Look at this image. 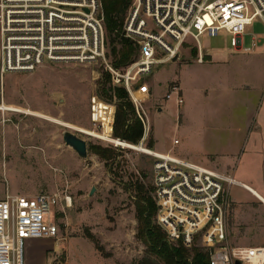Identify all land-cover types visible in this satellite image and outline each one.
Wrapping results in <instances>:
<instances>
[{
    "label": "rangeland",
    "instance_id": "obj_1",
    "mask_svg": "<svg viewBox=\"0 0 264 264\" xmlns=\"http://www.w3.org/2000/svg\"><path fill=\"white\" fill-rule=\"evenodd\" d=\"M255 37L260 43L252 52H244L236 50L231 36L224 33L216 38L203 36L202 63L197 61L199 51L191 42L182 46L178 58L155 64L152 72L141 78L150 92L149 100L146 93H138L151 126L148 148L152 145L155 151L230 172L231 161L223 155L231 150L233 105L239 109L240 96L242 111L246 92L260 107L264 104V86L255 89L264 84L262 23L249 27L242 49L250 48ZM165 56L158 51L156 58ZM107 74L99 65L65 62L0 77V107L12 109L0 110V199L7 193L59 195L55 216L60 232L47 241L52 264H135L148 255L137 238L133 186L137 181L151 185L154 158L110 141L116 140L112 116L118 100L103 97L102 89L109 87ZM175 86L181 89L182 105L177 104L175 95L167 98ZM97 97L110 104L100 131V123L95 127L92 119V103ZM75 128L99 131V136ZM64 131L87 142L86 158L65 144ZM92 146L114 150V159L102 160ZM230 195L235 197V191L230 190ZM67 197L72 202L69 207ZM233 243L246 245L242 239Z\"/></svg>",
    "mask_w": 264,
    "mask_h": 264
},
{
    "label": "built area",
    "instance_id": "obj_2",
    "mask_svg": "<svg viewBox=\"0 0 264 264\" xmlns=\"http://www.w3.org/2000/svg\"><path fill=\"white\" fill-rule=\"evenodd\" d=\"M256 23L264 25V0H132L124 32L137 44L139 55L127 67L117 69L110 59L102 0H0V77L32 73L48 63L99 65L110 75L112 86L128 92L143 124L139 144L125 142L127 148L154 158L151 185L156 224L169 243L191 248L197 240L209 252L211 264H264V247L230 242L231 176L148 148L151 126L144 100L138 96L148 93L141 78L155 64L178 58L184 44L195 43L197 61L202 63L203 36L216 38L224 33L231 36L236 50L252 52L260 38H253L250 48H242L249 27ZM158 51L166 56L157 59ZM172 95L178 105L183 104L179 86L167 98ZM109 108L99 97L93 100L92 119L95 127L102 126L99 131ZM114 118L115 112L112 132ZM70 200L66 198L67 207ZM58 202V194L46 193L7 194L0 200V264H25L27 240L58 237Z\"/></svg>",
    "mask_w": 264,
    "mask_h": 264
},
{
    "label": "trees",
    "instance_id": "obj_3",
    "mask_svg": "<svg viewBox=\"0 0 264 264\" xmlns=\"http://www.w3.org/2000/svg\"><path fill=\"white\" fill-rule=\"evenodd\" d=\"M131 4L132 0H102L110 57L117 69L127 67L139 55L137 44L127 38L124 32ZM195 53L197 54V50ZM105 83L109 84V87L102 89L103 97L107 101L118 100L113 137L131 144H139L144 133L143 124L136 114L128 92L122 87L112 86L109 74ZM91 150L106 162L115 157L114 150L109 148L92 146ZM133 188L136 193L137 238L146 246L148 254L135 264H211L209 252L199 246L197 240L191 248H186L181 242L169 243L166 233L156 224L157 205L153 198L152 185L137 181ZM87 237L95 243L96 249L102 252L95 239L91 235Z\"/></svg>",
    "mask_w": 264,
    "mask_h": 264
},
{
    "label": "crops",
    "instance_id": "obj_4",
    "mask_svg": "<svg viewBox=\"0 0 264 264\" xmlns=\"http://www.w3.org/2000/svg\"><path fill=\"white\" fill-rule=\"evenodd\" d=\"M256 86V91H259L264 84ZM246 93L242 111L240 96L237 102L239 109L233 105L231 150L223 155L231 161L230 172L217 170L231 176V191H235V197H231L230 242L234 245V240L242 239L246 245L240 247L259 248L264 247V104L260 107L257 99L250 92L249 96ZM145 96L149 100L150 92ZM48 240H27L25 264H52Z\"/></svg>",
    "mask_w": 264,
    "mask_h": 264
},
{
    "label": "water",
    "instance_id": "obj_5",
    "mask_svg": "<svg viewBox=\"0 0 264 264\" xmlns=\"http://www.w3.org/2000/svg\"><path fill=\"white\" fill-rule=\"evenodd\" d=\"M63 138L65 144L73 149L81 158H86L88 154V145L84 139L79 138L70 131H64ZM95 192V188L91 191V195ZM239 264V262L237 263Z\"/></svg>",
    "mask_w": 264,
    "mask_h": 264
},
{
    "label": "bare ground",
    "instance_id": "obj_6",
    "mask_svg": "<svg viewBox=\"0 0 264 264\" xmlns=\"http://www.w3.org/2000/svg\"><path fill=\"white\" fill-rule=\"evenodd\" d=\"M0 110H12L10 108H8L7 106H4V107H0ZM19 111V110H17ZM42 117V116H41ZM60 123V122H59ZM63 126L67 127V128H71L73 129L72 126L68 125V124H65V123H61ZM76 129V128H75ZM78 130L80 133L82 134H86V135H90V136H94V137H98L99 135H97L96 133H92V132H88L86 130H82V129H76ZM112 143H114L115 145L119 146V147H125L127 148V143L121 139H116V140H110ZM70 203H71V200H70Z\"/></svg>",
    "mask_w": 264,
    "mask_h": 264
}]
</instances>
